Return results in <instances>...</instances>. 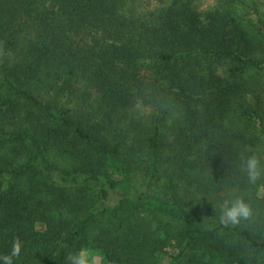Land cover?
Segmentation results:
<instances>
[{
    "label": "trees",
    "instance_id": "trees-1",
    "mask_svg": "<svg viewBox=\"0 0 264 264\" xmlns=\"http://www.w3.org/2000/svg\"><path fill=\"white\" fill-rule=\"evenodd\" d=\"M214 1L0 0V256L264 264V0Z\"/></svg>",
    "mask_w": 264,
    "mask_h": 264
},
{
    "label": "clouds",
    "instance_id": "clouds-1",
    "mask_svg": "<svg viewBox=\"0 0 264 264\" xmlns=\"http://www.w3.org/2000/svg\"><path fill=\"white\" fill-rule=\"evenodd\" d=\"M248 181L256 183L261 176H264V167L261 166L259 159L255 155H250L242 161ZM250 206L241 198L227 200L221 207L220 223L227 226L235 225L241 219H247L251 215ZM21 245L19 241L13 243L11 252L0 256V264H15V259L20 256ZM73 264H87V256L84 254L73 258Z\"/></svg>",
    "mask_w": 264,
    "mask_h": 264
},
{
    "label": "rangeland",
    "instance_id": "rangeland-1",
    "mask_svg": "<svg viewBox=\"0 0 264 264\" xmlns=\"http://www.w3.org/2000/svg\"><path fill=\"white\" fill-rule=\"evenodd\" d=\"M153 1V4H158L160 3V0H152ZM248 1V0H246ZM215 1L214 0H198V3L199 4H202L203 7H206L208 4H212L214 3ZM87 256V262L89 261V259H92V261L96 262V263H99L100 262V259L99 258H93L91 254H84ZM101 263V262H100Z\"/></svg>",
    "mask_w": 264,
    "mask_h": 264
}]
</instances>
